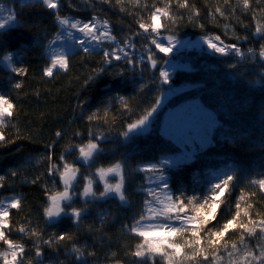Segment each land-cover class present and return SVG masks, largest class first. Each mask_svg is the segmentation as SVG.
<instances>
[{
    "label": "trees",
    "instance_id": "trees-1",
    "mask_svg": "<svg viewBox=\"0 0 264 264\" xmlns=\"http://www.w3.org/2000/svg\"><path fill=\"white\" fill-rule=\"evenodd\" d=\"M2 1L13 6L12 0ZM154 2L156 0H140L137 5L135 0H123L121 4L116 0H110V3L105 0H62L59 15L85 21L93 16L107 19L112 25V34L118 40L126 42L129 37L133 38V51L139 58L147 55L146 49L151 46L149 41L152 37L133 36L138 30L136 20L144 16L147 21L144 4L151 6ZM190 3L199 8L200 17L190 21L187 11L181 9L183 20L170 23L162 18L161 23L168 25V30L162 29L161 33L186 38L220 35L224 42L238 44L247 50L246 55L243 59L208 53L193 56L192 65L197 69L191 79L194 85L166 100L162 97L149 129L126 139L122 135L126 125L150 111L160 94L166 91L165 85L161 87L158 80L159 70L163 67L160 62L166 59L165 55L151 46L157 60L156 69L147 60L132 69L124 61L105 64L100 48L87 55L74 50L69 55L67 71H54L53 77H46L43 69L49 57L45 47L59 30L58 21L43 4L36 2L21 7L20 0H16L14 6L18 11V26L4 32L2 39L7 51L22 53L16 60H23L28 75L19 78L23 82L22 89L12 91L11 84L16 81L10 79L13 74L0 59V91H12L17 105L14 117L3 126L9 142L0 144V175L5 177L0 198L21 194L27 208L21 222H26L27 229L35 228L42 234V239L23 233L17 238L18 241L24 239L25 244H30L33 249L30 248L31 254L26 252L25 255V259L28 257L33 261L31 264H75L77 254L72 251L74 245L85 252L87 264H139V258L134 257L132 252L140 240L128 230V225L144 209L147 197L144 191L147 178L137 165L158 161L163 153L172 151L174 145L161 133L160 122L166 109L190 98H201L213 107L219 122L212 130L213 142L210 145L195 152L184 166L169 170L173 193L197 194L203 199L209 194L208 182L218 179L230 169L236 170V178L221 197L216 219L200 232L204 241L202 246L211 249L207 245V233L209 230H220L233 218L238 201L242 209L248 208L254 219H264V194L250 183L251 180L264 178V61L259 57L253 60L248 53L250 48L258 53L264 38L254 35L256 21L248 13L237 11L231 19L213 15L215 8L222 6V0H190ZM232 3L235 6L236 0ZM157 6L163 7V0ZM122 7L126 11H121ZM201 23L205 25L203 29L198 26ZM109 44L115 46L114 42H106L103 46L105 50ZM86 80L88 83H85ZM89 115H95L92 122L87 119ZM57 131L61 132V136H56ZM90 134L105 139L99 142L102 151L94 156V162L86 164L82 162L78 149L72 146L86 145ZM65 161L81 168L78 193L83 190L85 177L97 181L94 175L97 167L121 163L125 170L127 202L110 196L85 204L86 198L80 197L73 207H87L88 213L81 217L78 225L68 217L56 222L48 221L43 214L47 200L41 180L50 178L56 185L60 184L58 178L48 175V170L53 164L62 170ZM10 171H16L17 176H10ZM33 180L37 184L32 183ZM26 181L31 184L25 186ZM100 191L103 190L98 182L97 193ZM242 194L245 199L240 201ZM17 213L13 210L10 218ZM239 230H229L223 243H220L223 247H219L216 255L225 251V245L229 248L234 243L240 244L242 230ZM64 232L69 233L72 239L58 241L51 246L42 242ZM190 236L191 231L183 238L179 237V242L185 245L186 238ZM245 243L256 247L254 240L245 238ZM37 246L43 249L42 262L40 257L35 256ZM184 250L182 263L194 264L192 250L188 247ZM208 252L212 256L213 250ZM143 264H167V261L160 256L147 257Z\"/></svg>",
    "mask_w": 264,
    "mask_h": 264
},
{
    "label": "snow or ice",
    "instance_id": "snow-or-ice-1",
    "mask_svg": "<svg viewBox=\"0 0 264 264\" xmlns=\"http://www.w3.org/2000/svg\"><path fill=\"white\" fill-rule=\"evenodd\" d=\"M36 2L43 4L47 9L51 10L59 24V30L56 31L45 47L46 54L49 57V62L43 69V75L46 77H53L54 71L68 70L70 53L67 49L69 41L73 43L75 50L81 51L86 55L100 48L104 63L107 65H111L113 61H124L132 69H135L138 63L143 64L147 60L150 61V66L155 70L157 60L154 58L155 53L151 46H154L159 53L170 54L176 45L180 43L179 37L175 35H170L165 40L160 39L161 30H168V25L161 23L162 18L167 19L170 23L183 20L184 17L180 13L181 9L187 11L190 21H195L200 17L199 8L190 3V0H163V7L157 6V3H160L161 0H156L151 6L145 3L144 9L147 14V21H145L144 16L138 17L136 20L138 30L133 33V36H151L152 38L149 41L151 46L147 47L146 56L142 55L137 58L135 51H133L135 48L133 38L129 37L126 42L118 40L112 34V25L107 19L101 20L99 16H93L91 19L85 21L62 17L59 15L62 0H20L21 7ZM105 2L110 3V0H105ZM116 2L121 4L123 0H116ZM15 3L16 0H12L13 6L9 7H5L3 3H0V59L6 63V66L13 74L10 79L16 81L11 84L12 91L22 89L23 82L19 78L28 75V69L24 66L23 60H16V57L21 56L22 53L20 51H7V46L2 39L4 32L18 26V11L14 6ZM135 3L139 5L140 0H135ZM254 3L255 7L253 6ZM262 5H264V0H236L235 6H233L232 0H222V6H217L213 15L231 19L237 11L241 14L248 13L249 17L256 21L254 35L264 38V23H262L264 21V7ZM257 9L260 11L258 12ZM121 11H126V9L122 7ZM4 13H7V15H4ZM198 26L201 29L205 27L202 23ZM202 39L207 47L217 54H234L239 57H245L246 55L237 44H225L220 35H205ZM244 39H247V37H244ZM106 42H114L115 46L113 47L109 44L107 50H105L103 46ZM248 53H251L253 60L259 57L261 61H264V44L260 46L258 53L251 48L248 49ZM160 63L168 65L170 61L163 59ZM232 67H235V65H232ZM100 71H103V69ZM158 80L161 87L169 84L171 73L167 67H161ZM85 83H88V81L86 80ZM12 91H0V144L9 142L4 134L3 126L14 117L17 110ZM162 97L163 93L157 98L155 105L150 111H147L146 114L126 125V130L122 133L123 137L129 139L133 135L147 130L150 119L157 112L161 104ZM124 107L127 109V104ZM94 118L95 115H89L87 119L89 122H92ZM56 136H61V132L57 131ZM104 139L105 137H93L90 134L86 145H73L72 147L78 149L80 157L85 161L94 162V154H99L102 151L99 142ZM60 159L63 161L64 157L61 156ZM177 163L174 158L168 157L158 163L146 165L142 169V171L154 174L149 179L151 183L155 184V188H148L145 195L149 198L144 202V209L128 225V230L140 240V243L136 245L135 251L132 252L134 257L139 258V264H143L144 259L147 257L155 258L156 256L166 259L167 264H180V260L176 258H183V247H188L192 250L191 259L194 261V264H209L208 257L205 255L207 249L202 246L204 241L200 232L205 225L216 219L215 213L220 206L221 197L225 195L231 182L236 178V170L233 168L224 172L218 178V182L210 186L209 194L203 198V202L193 208L195 215L190 216L188 215L189 205H194L200 197L197 194L187 196L185 193H180L178 196L175 195L171 191V177L165 174L166 169L176 167ZM77 172L78 169L66 161L63 164L62 170L56 164L51 165L49 168L48 175L58 178L62 182L63 188L62 190H53L45 186L47 206L44 207L43 214L47 220L58 221L62 217H68L78 225L81 217L88 213L87 207H73L75 201L80 197L86 198L85 204L99 199H106L110 196L112 198L118 196L121 202H127L123 165L121 163L118 162L107 169L103 167L96 169L94 175H98L99 179L104 181V189L98 193L93 190V180L91 177L84 178L86 183L83 186L82 192L77 193L72 191L73 181ZM109 173L120 177L114 185L109 184L106 179ZM10 176L16 177L17 172L10 171ZM32 183H36V180H33ZM250 183L256 185L260 192L264 194V178L251 180ZM4 187L5 177L0 175V189ZM244 199L242 194L240 201ZM185 200L188 201L187 204ZM21 201V196L15 193L0 198V246L3 247V250H0V264H25V249L23 244L10 238L12 231L10 227L11 213L13 210L19 211L21 209ZM242 213L243 218L247 222L241 221ZM193 221L196 223L189 228V224H192ZM235 229L242 230L239 241L240 247H237V244L234 243L231 245L232 251H227V245H225L229 264H264V243H257L256 247L252 248L245 243L244 238L245 233L249 237H257L259 233V241L264 242V219L258 221L253 219L248 208L242 209L239 201L236 203V212L233 218L228 220L220 230H209L207 233L209 237L207 241L208 248L214 249L212 252L213 260L220 259L216 256V252L219 251L218 246L226 233L229 230ZM16 231L42 239V234L36 231L35 228L29 230L21 225ZM189 231H191V236L189 240L185 241L184 246L175 242V237L179 236L183 238L184 234ZM71 239V235L64 232L50 236L47 240H42V242L51 246L58 241ZM72 251L77 254V258L81 260L82 264H87V261L84 259L85 252L80 247L74 245ZM42 255L43 249L37 246L35 248V256L40 257ZM88 255H94V253H89Z\"/></svg>",
    "mask_w": 264,
    "mask_h": 264
},
{
    "label": "rangeland",
    "instance_id": "rangeland-1",
    "mask_svg": "<svg viewBox=\"0 0 264 264\" xmlns=\"http://www.w3.org/2000/svg\"><path fill=\"white\" fill-rule=\"evenodd\" d=\"M0 3H3L5 5V7L10 6L9 4H7L6 2H4L2 0H0ZM4 15H7V13H4ZM62 17H69V18L78 19V18L73 17V16H62ZM168 36H170V34L161 33L160 39L165 40L166 37H168ZM204 36L205 35H200V36H196V37H187V38L186 37H179L180 43L176 45L173 52L170 54H164L163 53L165 55V58L170 61V63L168 65H163V67H167L171 73V80H170L169 84L165 85L166 91H164V93H163V99L164 100L170 98L173 94H177V93L182 92V90H185L190 85H194L193 80H191V79H193L192 77L194 76V73L197 72V69L195 67H193V65H192L193 60L191 58L193 56L199 57V56L203 55L204 53L217 54V53L213 52L210 48L207 47L206 43L202 39V37H204ZM210 36H215V35H210ZM224 43L228 44L226 42H224ZM231 44H233V43H231ZM238 47L246 53L247 50H243L241 48V46H239V45H238ZM67 50L69 53H71L72 51L75 50L74 45L71 41L68 42V49ZM229 55H234V54H229ZM234 56H236L240 59L244 58V57H239L237 55H234ZM178 80H180L179 83H177ZM164 112L165 113H164L163 118L160 122L161 133H163L165 136H167V138H169L171 140V143H173L174 147H173L172 151L169 150V151L163 153V155L160 156L158 161H148L145 163L142 162L139 165H137L138 170H140V171H142V169L146 165L158 163L159 161H161L164 158L171 157V158H174L178 163H177L176 167L166 169L165 174L168 175L169 170L180 168V167L184 166L185 163H188L192 159L195 152H197L201 149L203 150L204 148H206L208 145H210L213 142V136H212L213 131L212 130L216 126V124L219 122V119H218L216 110H214L213 107L206 104L203 100H201V98H190V100L189 99L185 100L184 102H181L172 108L166 109ZM152 118L150 119V122L152 121ZM150 122L147 126V130L150 127ZM147 130H145V131H147ZM95 155L96 154H94V156ZM80 158H81L83 163H86V164L92 163V161H85L82 157H80ZM114 165H111V166H114ZM75 167L78 169V172L76 173L75 180L73 181L72 191L78 193L77 184L79 183L81 168H78V166H75ZM97 168H99V167H97ZM103 168L107 169V168H109V166H107V167L103 166ZM124 172H125V170H124V166H123V175L125 176ZM95 173H96V171H95ZM142 173L144 174L145 178H147L146 185H144L145 186L144 191L146 192L149 187H152L154 189L155 184L151 183V181L149 179L154 174L151 172H146V171H142ZM96 176H97V181L92 179L93 180L92 187H93V190L97 192V183L98 182L100 183L101 188L103 190L104 189V181L100 180L98 175H96ZM106 179H107L109 184L114 185L120 179V177L118 175H114V174L109 173L106 176ZM41 182L47 188H50V186H52L53 190H62V188H63L62 182H60V184L56 185V183L52 182L50 180V178H46L44 180H41ZM216 182H218V179H215V180L212 179L210 182H208L209 183V186L207 188L208 192H209L210 186ZM30 184L31 183L28 181L25 182V186H29ZM124 184H125V177H124ZM41 188L43 189V185L41 186ZM171 191L173 193V188H171ZM180 193L176 194V195L178 196V195H180ZM19 195H21V194H19ZM192 195L193 194H190L187 196H192ZM21 198H22V195H21ZM148 198L149 197H146V199H148ZM202 202H203V199H199L195 202L194 205L190 204L189 210H188V215H190V216L195 215L193 208ZM21 203H22L21 209L14 216V218H10V227L12 229V231L10 233V238H12L14 241H17V242L23 244L24 249H25V253H24L25 264H28V262L31 264L33 261H30V259L28 257H27V259H25V255H27L26 252H29L31 254L32 248L30 247V244H25L24 239H19L20 241H18V239H17V238H20L19 235H21V233L16 231V229L18 227H20L21 225H23L27 229L26 222L25 221L21 222V220L24 219V216L26 214L25 212H27V208L24 207L25 206L24 200H22ZM185 203L187 204L188 201L185 200ZM144 207H145V203H144ZM39 210H40L39 211L40 214H42L41 207ZM241 219H242V222H247L243 218V213H242ZM253 219H254V217H253ZM59 220H61V218ZM195 223L196 222L193 221L192 224H189V228H191L192 225ZM211 231H215V230H211ZM16 235H17V237H16ZM226 235H227V233H226ZM25 236H26V234H25ZM258 236H259V233H258L257 237H249L245 233L244 237L246 239H248V241L254 240L255 245H257V243H264L262 241H259ZM174 239H175L176 243L184 246L181 242H179V236L175 237ZM186 239L189 240V237H187ZM208 239H209V237H208ZM220 243H223V240ZM219 247L222 248L223 245H219L218 248ZM237 247H240V244H237ZM0 250H3L2 246H0ZM212 250H214V249L213 248L208 249L205 253V255H207V257H208L209 264H229V257L227 255L226 251L217 253L216 256L219 257L220 259L213 260V256H209L210 254L208 252V251H212ZM227 251H232V248L231 247L227 248ZM241 251H242V249H241ZM183 253L185 255L184 247H183ZM184 255H183V257H184ZM176 259H179L180 264H183L182 263L183 258H176ZM40 260L42 262L44 260V258L40 256ZM75 262H76L75 264H82L81 260L78 258H77V261H75Z\"/></svg>",
    "mask_w": 264,
    "mask_h": 264
},
{
    "label": "bare ground",
    "instance_id": "bare-ground-1",
    "mask_svg": "<svg viewBox=\"0 0 264 264\" xmlns=\"http://www.w3.org/2000/svg\"><path fill=\"white\" fill-rule=\"evenodd\" d=\"M59 221V220H58ZM50 222H56V221H50Z\"/></svg>",
    "mask_w": 264,
    "mask_h": 264
}]
</instances>
